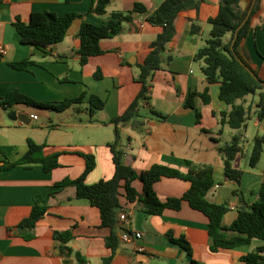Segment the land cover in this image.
<instances>
[{
  "label": "crops",
  "instance_id": "1",
  "mask_svg": "<svg viewBox=\"0 0 264 264\" xmlns=\"http://www.w3.org/2000/svg\"><path fill=\"white\" fill-rule=\"evenodd\" d=\"M164 1L111 0L107 12L98 15L91 10L95 0H0V44L5 50L0 53V98L19 91L36 101L50 102L87 93L82 105L64 112L25 104L0 105V164L15 162L24 156L29 148L28 140L45 145L47 156L63 153L60 166L49 172L41 165H33L17 166L0 175V264H66L53 233L68 229L75 233L74 240L68 245L85 256L89 264H104V259L110 256V264H251L243 261V257L264 247V240L254 239L250 244L234 249L211 251L209 220L188 202H183L179 210L147 215L141 212L138 202H129L123 197L118 224L114 229L102 227L99 209L86 199L76 198L75 187L60 189L55 186L84 173L85 160L76 152L92 154L96 159V167L87 176L86 184L111 178L115 165L109 144L115 141V130L118 129L124 163L138 173L154 165L186 171V160L213 166L215 186L207 198L213 203L230 206L223 219L225 226L235 221L242 207L246 209L257 201L264 181V152L258 165L252 168L250 156L254 144L247 149L245 141L249 136L240 132L249 129L248 123L241 130L221 126L220 113L229 110V106L219 98L220 84H209L202 72L203 62L195 61L197 51L210 36L208 21L218 15L220 0H203L198 9L179 14L175 37L167 45L162 69L154 74L150 100L140 108L135 119L137 126L133 121L119 125L111 123L129 108L141 90V84L135 79L139 65L145 62L151 43L163 31L162 27L149 24L147 18ZM252 1L241 0V8L247 10ZM136 4L143 5L146 11L134 12L133 20L123 24L122 32L101 41L104 54L91 57L81 66L77 33L82 24H107L114 13L132 11ZM44 11L59 16L76 13L78 18L63 42L40 50L21 42L14 23L17 18L29 22L32 13ZM263 23L264 1L262 11L252 18L249 35L238 50L264 80V29L258 28ZM193 24L202 28L200 33L191 31ZM229 37L227 35L225 41ZM30 56L36 64L27 70H17L9 65ZM98 70L101 79L95 78ZM207 90L209 103L201 96H195L192 101L196 109L186 107L191 93L202 94ZM91 94L105 101L104 109L93 117L86 110ZM252 96L259 98V93L244 99L250 109L249 119L253 114L257 116L258 111L259 100L255 102ZM36 110L42 111L43 117ZM68 112L78 116L79 122L73 115H67ZM82 114L88 118L83 120ZM33 115L38 118L32 119ZM256 118L254 125L260 130L253 141L264 132L263 121ZM236 134L243 136V150L233 161V167L243 171L240 183L226 178L221 152ZM132 186L143 194L140 180H135ZM189 188V182L176 178H163L154 185L162 201L180 198ZM237 191L241 195H237ZM37 201L47 204L49 212L30 231L33 238L26 240L23 236L26 231L18 226L30 216ZM124 212L128 216L125 222L120 220ZM125 231L139 232L142 237L126 242L122 239ZM112 232L118 237L114 251L106 245V238ZM182 237L189 242L192 255L174 242ZM69 261V264H78L73 255ZM256 264H264V253Z\"/></svg>",
  "mask_w": 264,
  "mask_h": 264
},
{
  "label": "trees",
  "instance_id": "2",
  "mask_svg": "<svg viewBox=\"0 0 264 264\" xmlns=\"http://www.w3.org/2000/svg\"><path fill=\"white\" fill-rule=\"evenodd\" d=\"M203 0H165L151 15L147 22L151 25L160 26L163 31L155 38L150 45V52L145 62L139 65V72L136 81L141 84V90L129 108L120 116L111 120V123L119 125L133 121L139 115L140 108L148 104L150 100V89L156 71L161 70L164 63V54L167 45L173 40L176 34L175 22L179 14L188 9H198ZM264 0H253L247 10L241 8V0H220V9L216 17L210 18L208 24L211 27L210 36L205 45L200 48L195 61H202V72L209 84H220L219 98L229 106V110L220 113V124L228 126L233 130L246 128L249 119L250 109L245 105L244 99L249 95L259 93L257 103V116L259 121L264 120V80L258 72L253 70L248 62L240 54L238 48L248 37L251 30L252 18L262 11ZM111 0H95L92 12L102 15L107 12ZM251 14L248 17L249 11ZM141 4H136L132 11L116 12L112 19L104 25L83 23L77 33L80 40L78 54L80 64L84 66L93 56L104 54L101 41L117 36L123 30L125 22L133 20L134 12H145ZM78 18L76 13H68L59 16L54 12H34L29 22H23L17 18L14 25L21 42L31 45L37 49L45 50L65 40L73 22ZM258 28L264 29V23ZM202 28L196 24L192 25L193 33H200ZM229 35V40L225 37ZM233 48V49H232ZM36 62L32 56L15 63H9L17 70H27ZM96 79H101V71L95 73ZM201 96L205 103L210 102L208 90L202 94L193 92L187 100L186 107L196 109L192 101L193 97ZM87 97L83 93L76 98H67L60 101L40 102L19 92L13 91L4 98H0V105L10 107L16 104H25L54 112H64L75 106L82 105ZM105 101L91 94L88 98L87 111L93 117L97 112L103 110ZM161 117V114L154 111ZM197 116L200 113L197 111ZM162 118H164L162 116ZM241 134L232 137L229 144L221 148L224 155L225 176L227 179L241 181L243 171L233 167V161L242 152ZM28 151L15 162L4 161L0 164V175L17 166L31 167L41 165L46 172L60 166L62 152L52 155H45V145L28 140ZM113 155L115 171L111 178L100 180L98 183L88 185L85 183L87 176L95 169L96 159L92 154L76 152L85 160L84 173L77 179H65L55 186L57 188L75 187L76 198L86 199L90 204L99 209L102 227L114 229L118 224V212L122 209L121 200L125 197L129 202H138L140 210L147 215H161L166 210H179L183 202L202 212L209 220V234L212 239L211 251L217 252L220 249H234L250 244L254 239L264 240V181L261 185L259 196L256 202L248 205L246 209L239 210L238 216L230 226L223 224L224 216L230 211L228 204H216L208 200L207 195L215 186L214 168L211 165L198 164L190 160L184 162L186 171L168 165H154L145 172L138 173L127 166L123 160V150L120 146V133L115 130V141L109 144ZM264 152V132L254 139V146L250 156V166L255 168L261 160ZM163 178H176L189 182L190 188L180 198H169L166 201L160 200L154 185ZM135 180L143 183V194H139L132 186ZM237 195L240 192H236ZM241 195V194H240ZM49 212V206L37 201L32 208L31 214L18 226L26 231L23 234L26 240L32 239L30 231ZM54 240L59 243L60 253L65 256V263L69 264V258L73 255L78 264H89L85 256L75 251L68 244L74 240L73 229L54 231ZM189 255L192 249L184 237L174 240ZM106 245L114 251L118 246V237L112 232L106 238ZM264 247L257 248L254 252L243 257V261L256 264L263 258ZM112 257L105 258L103 263L110 264Z\"/></svg>",
  "mask_w": 264,
  "mask_h": 264
},
{
  "label": "rangeland",
  "instance_id": "3",
  "mask_svg": "<svg viewBox=\"0 0 264 264\" xmlns=\"http://www.w3.org/2000/svg\"><path fill=\"white\" fill-rule=\"evenodd\" d=\"M252 97H254L255 102H257L259 100L258 96H252ZM144 110L145 109L142 108V111H144ZM36 113L39 114V116L43 117L42 111L36 110ZM68 113L69 114H67V115H73V117L77 118L76 121L79 122V117L78 116H76L73 112L71 114H70V112H68ZM80 116H81V118H83V120H86L88 118L86 114H82ZM256 117H258V116H256V115L253 114L252 117L247 121L248 126H249V129L246 132L244 130H241L240 131L244 136L245 135L246 136H249L248 138H246V141H245V145H246L247 149H250V147L253 146V144H254L253 138H254V136L256 134H258V131L260 130V128L258 126H255L254 125L255 120L257 119ZM262 124L264 125V120H263V123ZM230 142H231V140L229 139L228 140V143H230ZM247 142H249V144H247Z\"/></svg>",
  "mask_w": 264,
  "mask_h": 264
},
{
  "label": "built area",
  "instance_id": "4",
  "mask_svg": "<svg viewBox=\"0 0 264 264\" xmlns=\"http://www.w3.org/2000/svg\"><path fill=\"white\" fill-rule=\"evenodd\" d=\"M0 53H1V54L5 53V50H4L2 44H0ZM37 118H38V116H36V115H33V116H32V119H35V120H36ZM120 220H121V221H124V222L128 220V216H127V214H126L125 212L121 214V216H120ZM141 237H142V234L139 233V232L130 233L129 231H125V232L122 234V239H123L124 241H126V242H132V241H134V240H138V239H140Z\"/></svg>",
  "mask_w": 264,
  "mask_h": 264
},
{
  "label": "water",
  "instance_id": "5",
  "mask_svg": "<svg viewBox=\"0 0 264 264\" xmlns=\"http://www.w3.org/2000/svg\"><path fill=\"white\" fill-rule=\"evenodd\" d=\"M250 14H251V10L249 11L248 17L250 16ZM232 49H233V48H232ZM13 116H14V117L16 116V113H15V112L13 113ZM19 116H20V118H24V117H26V115H19ZM238 183H240V181H238ZM241 209L244 210L245 207H242Z\"/></svg>",
  "mask_w": 264,
  "mask_h": 264
}]
</instances>
